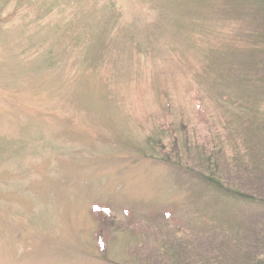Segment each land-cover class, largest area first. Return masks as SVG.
I'll list each match as a JSON object with an SVG mask.
<instances>
[{"label":"rangeland","instance_id":"obj_1","mask_svg":"<svg viewBox=\"0 0 264 264\" xmlns=\"http://www.w3.org/2000/svg\"><path fill=\"white\" fill-rule=\"evenodd\" d=\"M0 264H264V0H0Z\"/></svg>","mask_w":264,"mask_h":264},{"label":"trees","instance_id":"obj_2","mask_svg":"<svg viewBox=\"0 0 264 264\" xmlns=\"http://www.w3.org/2000/svg\"><path fill=\"white\" fill-rule=\"evenodd\" d=\"M210 183H212L211 185H214L215 182H213V181H209V184H210ZM215 184H216V183H215ZM216 186H218V185L216 184ZM218 189H222V188H221V187H218Z\"/></svg>","mask_w":264,"mask_h":264}]
</instances>
